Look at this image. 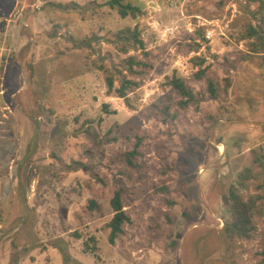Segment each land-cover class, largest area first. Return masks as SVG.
<instances>
[{"label":"rangeland","instance_id":"obj_1","mask_svg":"<svg viewBox=\"0 0 264 264\" xmlns=\"http://www.w3.org/2000/svg\"><path fill=\"white\" fill-rule=\"evenodd\" d=\"M107 1L0 0V264H264V214L235 239L222 203L231 187L264 192V52L237 61L225 101L179 109L166 84L175 74L197 92L191 58L247 51L242 33L264 10L125 0L139 13L120 17ZM105 76L134 85L119 98ZM166 106L175 116L162 120ZM134 146L127 178L120 155ZM97 178L101 210L87 214ZM117 185L129 221L110 243Z\"/></svg>","mask_w":264,"mask_h":264},{"label":"trees","instance_id":"obj_2","mask_svg":"<svg viewBox=\"0 0 264 264\" xmlns=\"http://www.w3.org/2000/svg\"><path fill=\"white\" fill-rule=\"evenodd\" d=\"M124 1L125 0H108L107 4L110 8H115L120 17H125L127 15L135 17L139 13L138 7L132 5L128 1ZM246 3L249 5L256 4L259 11L264 10V0H246ZM221 4L222 1L220 0L218 6ZM260 22L261 24L258 26H253L251 24L246 25L245 33H242L241 38L247 40L248 50L244 52H233L232 54H234L236 58L231 54L222 56L221 60L217 61V57L213 55V62L208 64H204V57L191 58L195 68L194 72L191 74V79L199 83L200 86L197 92H194L192 87L187 84L183 78L175 74L170 76L166 84L175 92L177 97V108L186 109L192 107L198 109L199 102L202 100L225 101L227 99V92L231 83L230 70L235 69L237 61H244L251 54L264 52V18H260ZM135 36L136 34H133L134 42L138 47H141V41L137 40ZM252 37L256 40L255 42L251 40ZM214 60L220 62L219 67L223 72V75L220 77H217V68ZM127 61L129 64L134 63L131 57H129ZM225 68H227V70H225ZM125 70L130 74L133 73L131 67H126ZM113 81L114 80L110 77L105 76L106 91L107 93L114 92L115 96L119 98H125V92L130 90V87L134 85L130 79L122 77L119 79V87L114 88ZM169 108V106H166L159 110V115L162 117V120H166L169 114L175 116V112L169 113ZM136 154V146H134L130 151H125L120 155V159L127 165L126 170L124 169L121 171V174L125 175L127 178H130V168L135 167L132 158H134ZM246 173L248 177L250 174L249 169ZM96 181L99 185L98 189L95 188L89 180L84 183L89 197L82 206V211L87 214L100 212L101 210L100 199L103 198V188L107 186V183L104 178H97ZM122 189V186L117 185L110 191V195L106 199L112 212V217L107 223V227L109 228L108 240L110 243H112L115 237L122 231L121 228L123 223L129 221L121 202ZM222 203L229 214V220L225 221L223 224L224 231L229 236L239 240L253 238L255 219L260 218L262 214H264V192L256 193L244 199L236 192L235 188L231 187L228 193L222 197ZM166 204L167 206H171L173 201L167 200ZM88 250L92 254L95 253L93 247L86 248L83 252H88Z\"/></svg>","mask_w":264,"mask_h":264},{"label":"built area","instance_id":"obj_3","mask_svg":"<svg viewBox=\"0 0 264 264\" xmlns=\"http://www.w3.org/2000/svg\"><path fill=\"white\" fill-rule=\"evenodd\" d=\"M204 25H205V23H200V26H204ZM168 30H170V29H168ZM204 37H205L206 40H209L210 39V37H211V31L209 29L205 30Z\"/></svg>","mask_w":264,"mask_h":264}]
</instances>
